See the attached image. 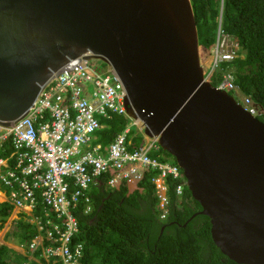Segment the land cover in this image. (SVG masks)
<instances>
[{
	"label": "water",
	"instance_id": "water-1",
	"mask_svg": "<svg viewBox=\"0 0 264 264\" xmlns=\"http://www.w3.org/2000/svg\"><path fill=\"white\" fill-rule=\"evenodd\" d=\"M90 55L176 160L217 248L264 264V123L206 81L191 0H0V124L22 120L54 74Z\"/></svg>",
	"mask_w": 264,
	"mask_h": 264
},
{
	"label": "built area",
	"instance_id": "built-area-1",
	"mask_svg": "<svg viewBox=\"0 0 264 264\" xmlns=\"http://www.w3.org/2000/svg\"><path fill=\"white\" fill-rule=\"evenodd\" d=\"M239 50L238 41L220 29L210 70L204 71L206 81L210 83V76L222 64L236 60ZM216 88L239 94L231 73L225 74ZM127 101L123 82L112 66L90 55L54 74L22 120L10 126L0 124V152L10 151L0 157V202L28 215L41 205L46 223L39 232L46 231L49 245L44 246L40 234L31 250L41 248L47 261L79 264L83 258L85 247L77 241L80 224L76 215L91 214L90 189L101 176L109 175L107 189H118L123 183L132 189L145 172L154 173L152 184L161 219L169 210L168 179L180 182L176 193L184 195L187 181L183 171L155 155L161 149L159 139L146 135L140 120L129 114ZM237 102L258 116L249 98ZM112 115L123 117L128 125L104 150L94 142L104 128L100 120ZM132 129L144 136L146 145L130 149Z\"/></svg>",
	"mask_w": 264,
	"mask_h": 264
},
{
	"label": "trees",
	"instance_id": "trees-1",
	"mask_svg": "<svg viewBox=\"0 0 264 264\" xmlns=\"http://www.w3.org/2000/svg\"><path fill=\"white\" fill-rule=\"evenodd\" d=\"M191 4L200 61L206 73L220 29L236 39L240 48L236 60L222 64L210 76L211 85L217 87L223 76L231 73L239 88V94L231 95L239 102L241 97L249 98L258 110L257 118L264 123V0H191ZM100 121L104 128L98 132L94 145L102 144L106 150L123 133L128 121L118 115ZM128 139L132 141L130 149L147 143L137 129L132 130ZM7 153L0 152V157ZM155 155H161V161L177 165L162 148ZM154 177V173L145 172L144 179L132 189L126 183L118 189H107L109 175L98 178L90 189L91 214L76 215L80 224L77 240L85 246L79 264H237L213 242L210 219L200 214L202 207L188 187L182 197L177 196L180 182L168 179V215L165 221L159 220ZM13 211L11 204L0 203V231ZM35 215L42 216L41 205ZM19 217L12 234L26 253L0 246V264H48L41 250L32 253L30 249L38 236L37 226L29 222L25 213ZM51 264L62 263L51 261Z\"/></svg>",
	"mask_w": 264,
	"mask_h": 264
},
{
	"label": "rangeland",
	"instance_id": "rangeland-1",
	"mask_svg": "<svg viewBox=\"0 0 264 264\" xmlns=\"http://www.w3.org/2000/svg\"><path fill=\"white\" fill-rule=\"evenodd\" d=\"M2 200V198H0ZM18 219V214L13 213L11 218L5 224V228L0 231V246H7L17 252L24 253L22 246L18 244L17 238L12 234L15 226V221Z\"/></svg>",
	"mask_w": 264,
	"mask_h": 264
},
{
	"label": "clouds",
	"instance_id": "clouds-1",
	"mask_svg": "<svg viewBox=\"0 0 264 264\" xmlns=\"http://www.w3.org/2000/svg\"><path fill=\"white\" fill-rule=\"evenodd\" d=\"M232 96V95H231ZM237 101V100H236ZM139 120V119H138ZM140 122H141V120H140ZM142 123V122H141ZM142 126H143V123H142ZM126 128H127V126H126ZM133 130V129H132ZM125 131V130H124ZM123 131V132H124ZM132 132V131H131ZM140 134V133H139ZM130 188V187H129ZM159 200V199H158ZM158 208L159 207H157V212H158ZM14 212H16V211H14ZM159 213V212H158ZM16 214H18V219L17 220H19L20 219V214H23V213H18V212H16ZM13 215V214H12ZM25 215L27 216L26 218H28V220H29V222L31 223V224H35L36 226H37V228H38V236L37 237H39L40 236V234H42V236L44 237V246H48L49 245V242H48V236L46 235V231H42V233H40L39 231V229L41 228V226H44L45 225V223H46V218L44 217V215L42 214V216L41 217H38V216H36L35 215V213H33V214H30V215H28V214H26L25 213ZM33 218H40L41 219V221H39V222H36ZM158 218H159V220H161V221H165L166 219H167V216H166V218L165 219H161L160 218V215H158ZM16 222V221H15ZM80 234V233H79ZM37 237L34 239V240H36L37 239ZM78 239V238H77ZM33 240V241H34ZM33 241H32V243H33ZM78 241V240H77ZM45 242H47L48 243V245H45ZM32 245V244H31ZM85 247V246H84ZM11 249V248H10ZM30 249H31V246H30ZM14 250V249H13ZM24 250V249H23ZM38 250H41L42 251V249L41 248H39ZM36 252V251H35ZM26 253V251L23 253V254H25ZM32 253H34L33 251H32ZM42 258H43V256H42ZM31 259L32 260H34L35 261V258L33 257V256H31ZM45 259V258H44ZM46 260V259H45ZM52 261H56V262H60V260H56V259H53ZM46 262L48 263V264H51V261H47L46 260ZM61 263V262H60Z\"/></svg>",
	"mask_w": 264,
	"mask_h": 264
},
{
	"label": "flooded vegetation",
	"instance_id": "flooded-vegetation-1",
	"mask_svg": "<svg viewBox=\"0 0 264 264\" xmlns=\"http://www.w3.org/2000/svg\"><path fill=\"white\" fill-rule=\"evenodd\" d=\"M0 203H2V202H0ZM14 211H15V209H14ZM14 211H13V213H14ZM10 218H11V217H10ZM10 218H9V219H10Z\"/></svg>",
	"mask_w": 264,
	"mask_h": 264
}]
</instances>
